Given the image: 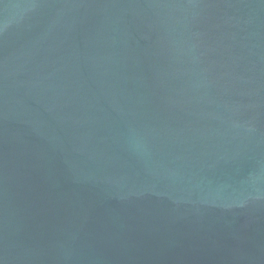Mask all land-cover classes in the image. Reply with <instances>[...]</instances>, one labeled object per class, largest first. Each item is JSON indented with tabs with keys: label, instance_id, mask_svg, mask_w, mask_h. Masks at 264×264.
<instances>
[{
	"label": "water",
	"instance_id": "water-1",
	"mask_svg": "<svg viewBox=\"0 0 264 264\" xmlns=\"http://www.w3.org/2000/svg\"><path fill=\"white\" fill-rule=\"evenodd\" d=\"M0 264H264V0H0Z\"/></svg>",
	"mask_w": 264,
	"mask_h": 264
}]
</instances>
